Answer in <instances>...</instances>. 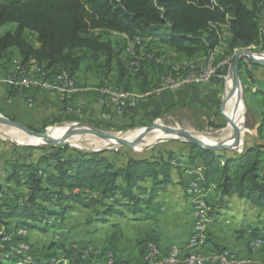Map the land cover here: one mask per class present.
Returning <instances> with one entry per match:
<instances>
[{
    "label": "rangeland",
    "instance_id": "374dc122",
    "mask_svg": "<svg viewBox=\"0 0 264 264\" xmlns=\"http://www.w3.org/2000/svg\"><path fill=\"white\" fill-rule=\"evenodd\" d=\"M245 3L251 7L250 0H245ZM257 16L262 31V39L258 45L238 48L234 51L228 50L231 35L228 30L229 28L222 26L219 46L213 52L197 55L193 58L176 52L171 45L162 43L158 39L136 37L135 40H129L126 36L119 33L96 30L93 33L102 41H109L114 44L118 64L116 62L113 63V71L108 77L105 75L108 72L103 59L99 61L101 68L96 67L93 63L86 62L82 65L79 73V81L82 83L78 79H75V77L73 78L74 83L72 81L78 87L79 92L83 89L88 90L90 87L91 89L96 88L95 91L102 97L115 100H117L115 93H118L121 96V102L125 101L119 105L122 108L127 103L149 98V96L153 95V92L156 93V91L161 89V91L183 90L190 84L203 85V87H200V93H203L207 97L210 94H214V103L205 102L203 104V102L199 103L200 100L198 99L193 103L188 101L185 104H176L172 109L156 115L148 125L134 124L125 127L92 121L87 123L61 121L54 124L46 122L44 124H29L7 117L1 111L0 115L30 127L36 133L43 136L48 135L52 129L56 132H65L62 131V127L69 126L96 130L109 135H118L122 131L129 129L142 130L163 124L169 128L182 129L197 135H203L211 141L223 142V137L230 125L224 119L221 105L225 98L231 63L237 53L242 52L238 75L243 91L244 125L242 128L246 133V148L249 144L258 142L256 129L262 125L264 118V91L262 92L264 90V67L255 65L252 59L244 54L246 52L256 56L264 54V7L259 6ZM14 29V24H7L0 28V36ZM27 37L34 46H38L35 35L28 34ZM2 63L0 65H9L10 68H8L10 70L5 74L6 76H0V83L4 82L7 86L16 90L34 89L37 87L34 84L23 87H14L8 84L7 80L22 69L26 70V73H29V76L35 83H37L38 78H33L31 73L41 75V72H44L42 71L43 69L40 72L39 67L31 68V62L23 63L16 51L9 52ZM90 66L92 67L88 68ZM213 71L216 72L215 77L210 78L209 84L204 82L189 84L187 82L188 77L195 75V73H207L210 75ZM46 72L44 75L46 78L44 77V79H47L48 82L60 81L57 79V75H51L50 72ZM122 73L126 74L125 78L121 77ZM83 83L84 85H81ZM185 83L188 84L185 85ZM205 84L213 85L214 87L211 88L209 86V89L207 88L206 90L204 89L206 87ZM110 93H113V95H110ZM77 94L69 101L62 98L65 102L61 113L62 116H69L74 113ZM194 94L197 96L196 92ZM0 131L4 133L2 127H0ZM262 137L264 138V135ZM78 138L82 145L79 147L80 149H76L75 146L67 143H53L22 148L11 141L0 138V174L4 177L0 186V198H3V201L6 203L20 204L21 198L25 193V188L22 184L20 186L14 184L7 185L4 180L11 172L14 162L20 163L29 159L41 171L43 170V174L47 176L53 173V169L50 166L51 161L38 163V157H47L49 156V152L57 153L65 147L82 152H85L86 149L96 151L93 149L94 146L99 150L102 146L96 144L100 143V141L104 142L97 136L80 135ZM18 142L24 144L23 142ZM149 143L139 142L134 145L144 146ZM185 143L182 140L163 141L153 144L154 146L151 149L145 148L140 151L136 150L134 145L117 146L106 150L107 153L105 155L114 160L117 166H120L128 158L137 157V155L143 153L157 156H160V154L166 156L168 150H174L176 153L182 150V152L187 153L188 150ZM86 144H89V147H86ZM245 148L237 153L244 152ZM221 154L226 157L231 155L229 151ZM181 169L183 171L182 177L175 180V182L173 180L164 191L154 198L153 203L158 198L165 196V192H169V195L165 197L177 200V204L185 202L186 199L192 200L193 231L188 241L186 240V244H174L168 251H163L160 244H158L160 239L145 235L149 229L155 227L154 229L160 230L161 225L164 224L163 219L154 225L150 224L149 226V224H144L147 217L157 215V209L160 210L153 203L142 205L143 213L140 214V219L142 220L135 221L133 219L135 215L128 211H124L123 217L117 214L106 216L104 214L105 210L100 204H95L90 209L85 207V205L89 204L86 200L82 203L69 201L60 203L59 201H55L54 198L45 205L53 211L60 213V215H45L39 218L33 225L31 223L27 225L23 224L20 218L3 219V222L0 220V261L2 264H27V262L35 259L48 264H148L145 260L146 250L148 245L154 244L157 251L155 258L158 260V263L155 264H160L159 262H171V253H174L177 249L180 250L177 264H184V259L187 255L200 256L206 262L205 264H214L211 259L224 253L235 255L239 264H264V208H259L252 202L244 199L246 202L240 205L238 211L235 210L234 213H246L251 226L259 225V229L256 227L259 231L257 235L250 236L253 239L249 242L246 254L232 249L229 250V197L221 196V199L226 201V203L223 204L220 201L214 210L211 206V199L216 195L219 197V193L214 188L205 189L193 184V180H198L202 177V161L198 160L195 163H191L184 159ZM25 176L26 173H23L21 177L22 183L25 181ZM176 176L174 172V178ZM45 183H47V180ZM76 191L81 193L80 190ZM82 193L83 199L87 197L96 198L98 196L96 193L88 190ZM116 199L123 200L121 196L117 195L116 198H111L107 202L111 203ZM144 199L148 198L144 197ZM218 199L214 201L218 202ZM206 204H208L207 212L203 210L205 213L204 224H198L196 218H194L199 213L197 209L202 206L206 209ZM70 206L73 207L70 212L63 214L60 212L63 208ZM163 213L167 214L165 217L168 218V221L175 224L182 218L181 213L177 214V211H171V215L169 216L167 210ZM119 221L123 225L122 229L113 231V224ZM238 223L240 224V222ZM201 224L202 231H198V226ZM152 231L155 234L154 230ZM249 235L251 234L249 233ZM244 240L247 241L246 239ZM217 242L225 246H215ZM13 254L21 255L23 258L14 261L6 260V257H11ZM217 264H221V262Z\"/></svg>",
    "mask_w": 264,
    "mask_h": 264
},
{
    "label": "trees",
    "instance_id": "16d2710c",
    "mask_svg": "<svg viewBox=\"0 0 264 264\" xmlns=\"http://www.w3.org/2000/svg\"><path fill=\"white\" fill-rule=\"evenodd\" d=\"M250 2L251 7L245 0H0V28L15 25L14 30L0 36V63L10 50H16L23 63L34 62L40 70L57 75V79L74 82L84 63L101 68L99 61L103 59L108 72L105 75L109 77L113 63L118 64L114 44L102 41L93 33L96 30L123 34L129 40L158 39L193 58L213 52L221 41V27L227 26L231 35L228 50L247 48L258 45L262 39L257 11L259 6L264 7V0ZM28 34L35 35L38 46L28 40ZM256 133L258 142L254 146L246 147L242 153L229 151V157L221 154L228 151H207L185 143L187 153H143L120 166L106 157V151L87 153L65 147L37 158L38 163L51 161L53 173L47 176L29 159L14 162L4 180L7 185L22 184L25 193L20 204L6 203L0 198V220L20 218L23 224L33 225L45 215H60L45 205L54 198L60 203L86 200L89 204L85 207L90 209L100 204L106 216L123 217L124 211L137 216L143 213L142 205L152 204L173 182L174 172L183 174L184 159L191 163L202 161V177L193 183L205 189L214 188L222 197L238 195L263 209L264 118ZM23 173L26 176L22 183ZM2 178L0 174V186ZM87 190L98 196L83 199L82 192ZM117 195L123 200L107 202ZM221 203L226 201L221 199ZM207 207L208 204L206 212ZM72 209L65 207L60 212ZM258 231L253 228L251 234L257 235ZM22 258L13 254L6 260ZM27 264L48 263L35 259Z\"/></svg>",
    "mask_w": 264,
    "mask_h": 264
},
{
    "label": "crops",
    "instance_id": "0c3cea01",
    "mask_svg": "<svg viewBox=\"0 0 264 264\" xmlns=\"http://www.w3.org/2000/svg\"><path fill=\"white\" fill-rule=\"evenodd\" d=\"M12 51L16 50H10V52ZM2 62L1 64H3ZM8 67L9 65H0V76H6L5 74L10 70V67ZM30 67L33 68L38 66L36 63L31 62ZM79 73L80 70L75 76V79H78V81ZM31 76L33 78H38V80H41L40 75L31 73ZM79 82L82 83L81 81ZM207 84H205L206 87H204V89L206 90L207 88L209 89V86H211V88L214 87L213 85ZM81 85H84V83ZM200 87H203V85L190 84L183 90L179 89L180 91L173 90L161 91L159 93L153 92L152 94H156L157 97L156 95H151L149 96V98L142 99L141 101L137 100L134 102L127 103L125 106H123V108L119 107L115 99H107L105 97H102L98 92L95 91L96 88L91 89L90 87L88 90L83 89L77 94L75 99L76 107L74 113L69 116H62L61 113L65 102L57 92L48 91L46 89L44 90L39 87H35L34 89L30 88L25 90H16L7 86L6 83L3 82L0 83V111L4 113L7 117L29 124H44V122L48 124H54L61 121H80L87 123L89 121H92L95 123H108L116 125L118 127H125L127 125L131 126L134 124L148 125V123L152 121V119L156 115H159L164 111L169 110L171 106L174 107V105L176 104H185L188 101L193 103L195 100L198 99L200 100L199 103H214L215 95L210 94V96L208 95L209 97L203 95V93H200L201 91H199L201 90ZM263 91L264 90H262V92ZM194 92L197 93V96H195ZM255 144L252 143L248 146H254ZM181 177V175H177L174 178V182L175 180H178ZM165 193V196L169 195V192ZM165 196L158 198L153 203L155 206H158L160 210L157 209V215L147 217L145 220L146 222L144 224H149V226L150 224L154 225L155 223H158L161 221V219H163L164 224L161 225L160 230H156L154 229L155 227H153V229H149V231H147L145 235L148 237L156 238L158 240H162V242H160L159 240L160 243L158 242V244H160L163 251H168L170 247L174 244L187 243L189 236L192 234L193 231V217L191 206L192 200L186 199L185 202H180V204H177V200H171ZM217 199L218 202L214 201ZM211 200V206L214 209L221 201V196L219 195V197H217L216 195ZM245 202L246 201L244 199H241L238 195H233L229 198V250H236L241 252L242 254L247 253L246 251L248 249L249 242H251L253 239L251 238L253 228L257 227L259 229V225L251 226L246 213H234V211H238V207L240 205H243ZM165 210L168 211V216L171 215V211H177V214L181 213V220H183H179L176 224L168 221V218L165 217L167 214L165 215L163 213ZM140 218L141 217L139 214L133 219L135 221H141L142 219ZM238 222H240V224ZM122 226L123 225L120 221L116 222L113 224L112 230H121ZM152 230H154L155 234H153ZM249 233L251 235H249ZM244 239H246L247 241H245ZM215 244V246H225L220 245L218 242Z\"/></svg>",
    "mask_w": 264,
    "mask_h": 264
},
{
    "label": "water",
    "instance_id": "95a60500",
    "mask_svg": "<svg viewBox=\"0 0 264 264\" xmlns=\"http://www.w3.org/2000/svg\"><path fill=\"white\" fill-rule=\"evenodd\" d=\"M242 54H243L242 52L237 53L233 62L231 63L230 73H229V79L232 82L231 95L238 92L239 89L241 88V82L239 80L238 72H239V64H240V61L242 59ZM244 54L248 55L249 58L252 59V61L255 65L264 67V63L259 58L255 57V55H253L249 52H246ZM224 101H225V98H224L222 105H221V112L224 116V119L233 128V136H232V140L229 141L230 143L229 142L210 141L209 139H206L203 135H200V134L197 135L193 132H187V131L182 130V129L172 128L171 129L172 131H163V130L159 129V127L157 125L150 127V128L142 129V130H137V129L125 130V131H122L118 135H109V134H106L104 132H100V131H96V130L81 128V127H72V126L70 127L69 126V127H62V131H65V133L62 137L54 138V137H48V135H45V136L40 135V134L36 133L35 131L31 130L29 127H27V126H25L19 122H15V121H13L9 118H6L2 115H0V124L15 127V128H18L22 131L27 132L29 135H31L33 138H35L37 140V143L35 145L34 144H32V145L22 144V143H19L13 137H11L8 134L3 133L1 131H0V138L11 141V142L15 143L16 145H18L22 148L23 147H32V146H43V145H49V144H53V143H67V144H69L67 142V140L70 137L76 136V135L97 136L101 140H103L109 144V146L102 147L96 151L87 150V149L85 150V152H87V153H93V152L106 151V150L110 149L111 147L125 146V145L133 146L134 144H137V143L141 142L142 140L146 139L149 135L153 134L155 131H163V132L171 133L177 137V138L169 139L167 141L182 140L186 143L198 145L207 151L241 152L245 148L246 133H245V130H243L242 127L238 123H236L235 121H233V119L228 118L225 115V113H224V109H225ZM131 134H136V137L134 138V140L128 139ZM153 146L154 145H151L150 147H148V149H151ZM75 148L80 149L77 146H75Z\"/></svg>",
    "mask_w": 264,
    "mask_h": 264
},
{
    "label": "bare ground",
    "instance_id": "6f19581e",
    "mask_svg": "<svg viewBox=\"0 0 264 264\" xmlns=\"http://www.w3.org/2000/svg\"><path fill=\"white\" fill-rule=\"evenodd\" d=\"M255 57L259 58L263 63H264V54L262 55H259V56H256ZM22 71L24 72H27L26 70H23ZM41 72V70H40ZM46 73L44 72V75ZM189 74V73H188ZM194 75H192L191 77H188L189 79L187 80V82H192V77ZM45 77V76H44ZM46 78V77H45ZM60 81H57L58 82H61V81H66L67 79L66 78H58ZM184 80V79H183ZM47 81V79H46ZM56 81V82H57ZM74 83V82H73ZM71 81H68V84L70 85V87H73V88H76V86L73 84ZM181 84V83H180ZM179 85V84H178ZM184 86V85H182ZM231 88H232V82L231 80L228 78V82H227V86H226V91H225V109H224V113L225 115L228 117V118H231L233 119V121H235L236 123H238L241 127H243L244 125V101H243V97H242V89L240 88L238 92H236L235 94L231 95ZM177 89V88H176ZM77 90V88H76ZM229 90V92H228ZM228 92V94H227ZM0 127L3 128V131L4 133L8 134L9 136L13 137L14 139H16L17 141H20V142H23L24 144H36L37 143V140L35 138H33L31 135H29L27 132L25 131H22L18 128H15V127H11V126H8V125H3V124H0ZM159 129L163 130V131H172L171 129L172 128H169L163 124H160L159 126ZM243 129V128H242ZM163 131H155L153 134H151L150 136H148L146 139H144L143 141H141V143H149L147 145H144V146H135L136 150H143L145 148H148L150 147L151 145L155 144V143H159V142H163V141H167L169 139H172V138H177L176 136H174L173 134L171 133H167V132H163ZM65 132H56L54 129L50 130L49 134H48V137H54V138H60L64 135ZM27 134V135H26ZM233 135V131H232V127L230 126L229 128H227V132L225 133L224 137H223V142L224 141H230L231 140V137ZM80 135H76V136H72L70 137L67 142L69 144H71L72 146H78V147H81V141L78 140ZM136 137V134H131L129 136V140H134V138ZM74 138H77V139H74ZM206 138V137H205ZM208 139V138H206ZM205 139V140H206ZM210 140V139H209ZM211 141V140H210ZM230 143V142H229ZM90 144V143H89ZM89 144H86L85 146L86 147H89ZM100 144V146L102 147H107L109 146V144L107 142H101L100 143H97L96 145ZM83 148V147H82ZM95 150L96 147L94 146ZM195 186L197 185L196 183H193ZM195 188V187H194ZM195 192V190H194ZM199 207V206H198ZM199 213L196 214V221L199 223H202L204 224V221H205V209L203 208V206L199 209H197ZM204 210V211H203ZM202 224L200 226H198V229H201L202 227ZM196 230V229H195ZM199 231V230H198ZM152 245V244H151ZM155 246V245H154ZM159 252V251H158ZM157 254V251L156 249H154V256H156ZM229 253H224L220 256H217V257H220V258H227V255ZM235 256V255H234ZM206 262L204 260H201V264H205ZM208 263V262H207ZM215 264V263H214ZM221 264H225V263H221Z\"/></svg>",
    "mask_w": 264,
    "mask_h": 264
},
{
    "label": "built area",
    "instance_id": "2783aa9c",
    "mask_svg": "<svg viewBox=\"0 0 264 264\" xmlns=\"http://www.w3.org/2000/svg\"><path fill=\"white\" fill-rule=\"evenodd\" d=\"M151 39V38H150ZM215 71L211 72V74H196L192 77V82L190 83H208L210 78L215 77ZM41 80H38L37 83L34 82V80L31 79L29 76V73H26L24 71H19L16 75L10 77L7 82L9 85L14 86V87H23L27 85H35L39 88L50 90V91H55L60 96L66 100L69 101L74 95H76L79 91L76 90V88L70 87L68 84V80L66 81H61V82H53L50 83L44 79V72H41ZM188 83H185L188 84ZM173 89V88H172ZM162 90V89H161ZM161 90L156 91V92H161ZM110 95H113V93H110ZM115 96L117 97V103L118 105L122 104L121 102V96L118 93H115ZM124 106V105H123ZM199 231H202V229H199ZM195 244V243H192ZM154 249H156V246L154 244L148 245V248L146 250L145 254V260L148 264H155L158 263L157 258L154 256ZM180 255V250L177 249L174 253H171V262H159L160 264H177L178 263V258ZM202 259L200 256H186L184 259V264H201ZM206 260V259H205ZM212 263L217 264L218 262L225 263V264H239V262L236 260L234 255H227V258H220V257H215L212 258Z\"/></svg>",
    "mask_w": 264,
    "mask_h": 264
}]
</instances>
